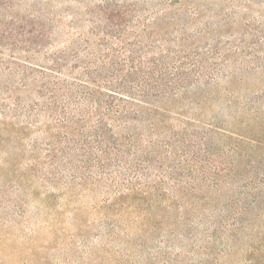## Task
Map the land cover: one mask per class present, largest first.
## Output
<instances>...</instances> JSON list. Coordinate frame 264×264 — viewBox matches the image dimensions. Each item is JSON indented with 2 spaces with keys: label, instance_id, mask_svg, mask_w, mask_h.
I'll use <instances>...</instances> for the list:
<instances>
[{
  "label": "trees",
  "instance_id": "obj_1",
  "mask_svg": "<svg viewBox=\"0 0 264 264\" xmlns=\"http://www.w3.org/2000/svg\"><path fill=\"white\" fill-rule=\"evenodd\" d=\"M178 9L141 21L135 8L104 6L102 20L118 33H98V53L78 67L66 51L47 47L46 26L33 21L24 41L38 53L11 55L13 66L0 50V126L15 116L18 135L38 139L31 159L19 161L17 189L58 226L75 227L74 241H97L115 264L124 253L139 256L162 226L174 232L214 211L225 192L237 194L228 182L238 165L264 166L260 154L237 150L264 149V104L232 101L222 89L229 53L216 36L226 29L190 31ZM6 194L2 188L0 207L14 199L17 211L0 221L5 233L29 214L26 197ZM260 209L258 198L241 195L229 215L219 211L207 241L213 248L237 236L232 229L264 215ZM219 230L227 234L217 239Z\"/></svg>",
  "mask_w": 264,
  "mask_h": 264
},
{
  "label": "rangeland",
  "instance_id": "obj_2",
  "mask_svg": "<svg viewBox=\"0 0 264 264\" xmlns=\"http://www.w3.org/2000/svg\"><path fill=\"white\" fill-rule=\"evenodd\" d=\"M108 5L130 11L135 8L141 21L143 18L152 20L168 9L171 13L181 6L182 10L178 9L177 13L184 23H189L186 25L190 31L199 26L203 29L207 26L212 29L224 27L226 30L216 36L229 53L222 89L230 93L227 95L232 101L245 103L247 98L254 97L258 103L264 104V0H0V50L7 55L4 65L16 66L11 55L25 53L23 50L30 51L26 53H38L40 50L24 41L28 38L25 25L33 21L37 27L46 26L47 47L66 51L69 65L81 66L90 52L98 53V33L103 30L112 31L110 34L118 33L102 20L101 9ZM13 123L17 124L15 116L0 126V166H5L0 172V198L2 188L8 193L6 197H26L29 214L26 219L14 218L6 233L0 229L1 264H115L116 257L104 259L100 256L97 241L91 240L89 245L74 241L71 236L72 240H67L70 232L75 233V227L58 226L50 217L52 215L37 209L29 192L17 189L19 161L24 157L31 159L34 153L30 151V147L33 148L31 144L34 145L38 139L37 132L31 131L22 138ZM1 149L9 153L6 164V152ZM237 150L241 154L239 157L247 152L256 156L258 153L261 163L264 162V149L252 151L242 146ZM234 170V177L229 176L228 183L231 184L229 188L234 185L237 194L225 192L224 197L212 207L214 211L188 221L186 226L178 223L179 228L175 227L174 232L166 230L171 226H162L156 238L139 249V256L124 253L121 264H264V218L258 217L263 214L245 218L240 229H232L237 236L226 242L218 240L213 248L205 236L219 211L229 215L231 205L241 195L248 196L250 200L258 198L264 205V166L254 170L251 163L245 161ZM231 171L228 169L227 175ZM8 181L13 184H8ZM14 203L13 199L11 206L0 207V221L17 211ZM260 211L264 213V209ZM40 217L42 222L39 224ZM86 229V234L93 231L90 227ZM226 234L227 231L219 230L217 239ZM111 252L115 256L118 252L123 253L121 248H111Z\"/></svg>",
  "mask_w": 264,
  "mask_h": 264
}]
</instances>
